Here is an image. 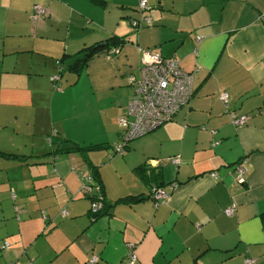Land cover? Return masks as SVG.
I'll list each match as a JSON object with an SVG mask.
<instances>
[{"label": "crops", "instance_id": "0c3cea01", "mask_svg": "<svg viewBox=\"0 0 264 264\" xmlns=\"http://www.w3.org/2000/svg\"><path fill=\"white\" fill-rule=\"evenodd\" d=\"M146 1L151 24L136 30L127 22L138 0H0V154L11 155H0V264H130V251L131 264H264V0ZM34 5L47 15L32 19ZM112 35L128 40L118 52L96 53L79 75L66 70ZM141 50L192 72V94L117 154ZM221 92L247 115L243 126ZM72 143L105 146L84 158L57 151ZM92 168L106 203L95 219L81 189ZM153 185L167 192L157 207ZM126 196L140 200L114 203Z\"/></svg>", "mask_w": 264, "mask_h": 264}, {"label": "built area", "instance_id": "2783aa9c", "mask_svg": "<svg viewBox=\"0 0 264 264\" xmlns=\"http://www.w3.org/2000/svg\"><path fill=\"white\" fill-rule=\"evenodd\" d=\"M138 10L144 11L147 8L146 0H138ZM47 15L45 8L39 5L33 6L31 18L37 20L38 18ZM264 20V14L260 15ZM143 21L145 24L150 23L149 16L141 17V20H131L133 26L139 25ZM199 40V37H196ZM118 50L114 49L108 54H114ZM57 73L49 77L52 88L60 90L58 83L60 70L59 62L56 61ZM192 72L185 71L179 66V62L174 57H163L158 52L148 50H141V66L137 75L130 74L127 76V84L133 87L132 95L129 97L127 103L126 114L119 116L117 124L121 129L120 141L114 145V152L122 154L127 143L137 137L143 136L150 132L155 127L170 120L172 116L185 104L188 103L192 94ZM227 94L221 92L219 94L220 100L225 106V111L230 118V122L236 126L241 127L247 123V115H238L234 111L227 109ZM171 163L178 164L179 157L173 156L168 158ZM245 160L242 159L234 166V178L236 182H244L245 174ZM210 176L216 177L215 172H210ZM92 176L88 174L83 178L81 189L86 194H95L99 197L98 200H92L90 203L91 213H96L100 207V188L98 185H92ZM167 197V192L161 187L152 189V203L157 207L159 203L164 202ZM234 205H230L224 209V214L232 215ZM1 248L8 247V242L3 241ZM130 264L136 259L135 254L130 251L128 254ZM96 256H92L88 262L93 264L96 262ZM251 258H244L243 264H253ZM32 264V263H29Z\"/></svg>", "mask_w": 264, "mask_h": 264}, {"label": "trees", "instance_id": "16d2710c", "mask_svg": "<svg viewBox=\"0 0 264 264\" xmlns=\"http://www.w3.org/2000/svg\"><path fill=\"white\" fill-rule=\"evenodd\" d=\"M97 3H103V0H94ZM137 11L140 13V16L138 17H134V18H130L128 20V25L130 27H132L133 29L139 30L145 26H148L151 24V21L149 24H145L143 21L139 22V25L137 26H133L130 22L131 20H136L139 21L141 20V17L146 16L143 14V11H139L137 8ZM128 40L126 39V37L124 36H119V35H112L107 37L106 39L100 41V42H96L94 44L88 45L86 47L81 48L77 53L74 54L73 58L69 61V63L67 64L66 70L74 73L75 75H79L83 69L86 67L88 61L98 52L100 51H107L110 52L111 50H119L120 47H122ZM64 60V57L58 59L57 61L59 62V67L60 70L58 71L59 73V77L61 76V72H62V68H61V62ZM59 83V80H58ZM105 146V144H96V145H88V146H80L76 143H72L69 147L67 148H59L57 151L58 152H64V153H69V152H78L80 153L83 158L85 157V153L86 151L95 149L97 147H103ZM2 156L5 157H9L11 156L10 154H0ZM18 158V156H17ZM136 170H138V172H140V174L146 178V175L144 174V167L142 166H138L136 168ZM90 174L92 176V185H98L100 188V194L102 195V198L100 199V203H101V207L100 209L96 212V213H91V209L89 206V214L91 216V219H95L98 215L101 214V212H104L106 209V203L103 200V191H102V186L100 185L99 179H98V175H97V171H95L94 168H92V170H90ZM155 187H161V185H153L151 187L150 190V194L149 197H152V189ZM85 193V192H84ZM88 195V200L89 203L92 202V200H98L99 197L95 194H87ZM140 200L139 198H135L133 196H126L125 198H120L118 200H116L114 203L116 202H125V203H129V202H136ZM110 206V205H109ZM233 214V213H232Z\"/></svg>", "mask_w": 264, "mask_h": 264}, {"label": "rangeland", "instance_id": "374dc122", "mask_svg": "<svg viewBox=\"0 0 264 264\" xmlns=\"http://www.w3.org/2000/svg\"><path fill=\"white\" fill-rule=\"evenodd\" d=\"M68 76H69L70 78H73V80L75 79V76H74L73 74H71V73H68Z\"/></svg>", "mask_w": 264, "mask_h": 264}]
</instances>
